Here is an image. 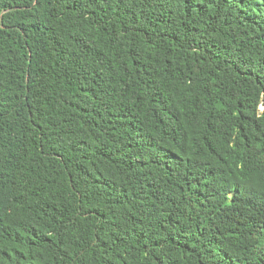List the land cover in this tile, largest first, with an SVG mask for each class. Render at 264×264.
Segmentation results:
<instances>
[{"label": "trees", "instance_id": "obj_1", "mask_svg": "<svg viewBox=\"0 0 264 264\" xmlns=\"http://www.w3.org/2000/svg\"><path fill=\"white\" fill-rule=\"evenodd\" d=\"M0 264H264V0H0Z\"/></svg>", "mask_w": 264, "mask_h": 264}]
</instances>
